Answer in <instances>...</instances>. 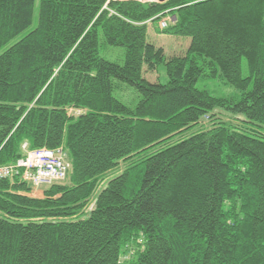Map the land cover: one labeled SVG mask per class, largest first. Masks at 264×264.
I'll list each match as a JSON object with an SVG mask.
<instances>
[{
	"label": "trees",
	"instance_id": "obj_1",
	"mask_svg": "<svg viewBox=\"0 0 264 264\" xmlns=\"http://www.w3.org/2000/svg\"><path fill=\"white\" fill-rule=\"evenodd\" d=\"M34 8L0 0V51L21 36L0 53V167L27 144L70 169L42 198L0 180V264H264V0H39L28 31ZM160 67L165 84L143 78Z\"/></svg>",
	"mask_w": 264,
	"mask_h": 264
},
{
	"label": "rangeland",
	"instance_id": "obj_2",
	"mask_svg": "<svg viewBox=\"0 0 264 264\" xmlns=\"http://www.w3.org/2000/svg\"><path fill=\"white\" fill-rule=\"evenodd\" d=\"M38 1L35 0V8H34V20L33 23L28 31L33 29L36 26L37 23V17H38ZM139 2H158V0H135ZM27 33V32H26ZM21 37V36H20ZM20 37L13 40L10 44H8L5 48H3L2 51H4L7 47H9L11 44L16 43ZM147 41L156 47H160L163 49L166 59L172 58V57H182L185 56L187 53V50L190 45V39L185 37H175V36H168L165 34L158 33L155 30V25H149L147 30ZM100 56L104 59H106L109 62L117 63L121 65L124 60V50L121 48H112L108 46H100ZM242 72L243 75H246L247 68L246 64L243 61L242 62ZM143 78L147 80L150 83H159V84H165L167 82V77L165 74V70L163 67H160V69L157 72H148L145 69L143 70ZM120 85V84H119ZM197 88L200 90H207L211 92L216 97H228L233 96L234 90L229 86H223L218 81H208L204 80L200 83H198ZM114 97L123 103L125 106H127L129 109H134L139 102V95L136 93V91L132 88H129L125 85H121L120 89H117L114 92ZM221 116V113H220ZM222 117H225L222 115ZM207 125V124H205ZM190 135L188 133L186 136ZM64 161L68 164L66 161L65 155H63ZM69 165V164H68ZM70 167V165H69ZM61 183V182H59ZM42 187V186H41ZM46 188L43 187L42 190ZM39 189H34V192L32 193V197L34 198H42L41 193L38 191ZM92 206L89 208L91 209Z\"/></svg>",
	"mask_w": 264,
	"mask_h": 264
},
{
	"label": "built area",
	"instance_id": "obj_3",
	"mask_svg": "<svg viewBox=\"0 0 264 264\" xmlns=\"http://www.w3.org/2000/svg\"><path fill=\"white\" fill-rule=\"evenodd\" d=\"M159 27L166 28L167 22H161ZM22 149L25 152L24 158L12 165L0 167V180L20 175L21 180L33 189L66 180L70 167L63 159L61 148L28 151L27 144H23Z\"/></svg>",
	"mask_w": 264,
	"mask_h": 264
},
{
	"label": "water",
	"instance_id": "obj_4",
	"mask_svg": "<svg viewBox=\"0 0 264 264\" xmlns=\"http://www.w3.org/2000/svg\"><path fill=\"white\" fill-rule=\"evenodd\" d=\"M167 0H158L159 3H164L166 2Z\"/></svg>",
	"mask_w": 264,
	"mask_h": 264
},
{
	"label": "crops",
	"instance_id": "obj_5",
	"mask_svg": "<svg viewBox=\"0 0 264 264\" xmlns=\"http://www.w3.org/2000/svg\"><path fill=\"white\" fill-rule=\"evenodd\" d=\"M38 192L41 193V195H42V190H39Z\"/></svg>",
	"mask_w": 264,
	"mask_h": 264
}]
</instances>
